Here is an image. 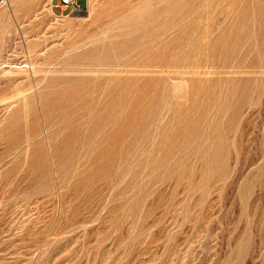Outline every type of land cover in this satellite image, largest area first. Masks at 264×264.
<instances>
[{"label":"rangeland","instance_id":"374dc122","mask_svg":"<svg viewBox=\"0 0 264 264\" xmlns=\"http://www.w3.org/2000/svg\"><path fill=\"white\" fill-rule=\"evenodd\" d=\"M57 1L0 3V264H264V0Z\"/></svg>","mask_w":264,"mask_h":264},{"label":"bare ground","instance_id":"6f19581e","mask_svg":"<svg viewBox=\"0 0 264 264\" xmlns=\"http://www.w3.org/2000/svg\"><path fill=\"white\" fill-rule=\"evenodd\" d=\"M31 1H34V0H8V8H12L13 6L15 7L16 5H18L19 3H30ZM51 1V0H50ZM91 1V0H90ZM95 2V1H94ZM93 2V3H94ZM7 8V7H6ZM5 11V10H4ZM7 11V10H6ZM5 11V12H6ZM55 14V13H54ZM58 14V13H57ZM57 14H55L56 16H58ZM35 15H37V12L35 13ZM30 67H33L32 65L30 66V64H14L13 66L10 65V68L8 67V69L6 71H8L9 73H13V72H27L28 69L27 68H30ZM34 69V68H33ZM36 71V70H35ZM34 71V72H35ZM46 73V72H45ZM20 74V73H19ZM23 74V73H22ZM47 74V73H46ZM14 76V74H12ZM16 75V74H15ZM25 75V74H23ZM22 77H25L23 76ZM1 76V75H0ZM6 76V75H5ZM17 76V75H16ZM21 75H19V78H20ZM10 77V76H9ZM12 77V76H11ZM2 78V76H1ZM4 78V77H3ZM7 78V76H6ZM17 78V77H16ZM18 78V79H19ZM30 78V77H29ZM22 79V78H21ZM28 79V78H27ZM1 80V79H0ZM32 88V87H31ZM27 89V88H26ZM25 91V90H24ZM33 91V89H28L26 90L25 92H19V97H24L25 96L27 97V94L31 93ZM16 97V96H15ZM16 99V98H15ZM18 99V98H17ZM56 259V258H54ZM59 259V258H58ZM67 260V259H66ZM70 261V260H69ZM73 261V260H72ZM66 263V262H65ZM64 264V263H63Z\"/></svg>","mask_w":264,"mask_h":264},{"label":"built area","instance_id":"2783aa9c","mask_svg":"<svg viewBox=\"0 0 264 264\" xmlns=\"http://www.w3.org/2000/svg\"><path fill=\"white\" fill-rule=\"evenodd\" d=\"M3 1L4 0H0V3H3ZM54 6L60 11H64L67 8H71V10L80 8L77 0H58Z\"/></svg>","mask_w":264,"mask_h":264},{"label":"crops","instance_id":"0c3cea01","mask_svg":"<svg viewBox=\"0 0 264 264\" xmlns=\"http://www.w3.org/2000/svg\"><path fill=\"white\" fill-rule=\"evenodd\" d=\"M84 1H86V2H87L88 0H84Z\"/></svg>","mask_w":264,"mask_h":264}]
</instances>
